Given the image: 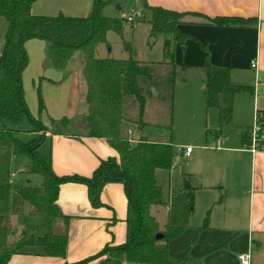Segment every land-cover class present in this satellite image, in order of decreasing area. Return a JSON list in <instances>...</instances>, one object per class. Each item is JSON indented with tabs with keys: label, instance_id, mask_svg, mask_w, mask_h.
<instances>
[{
	"label": "trees",
	"instance_id": "16d2710c",
	"mask_svg": "<svg viewBox=\"0 0 264 264\" xmlns=\"http://www.w3.org/2000/svg\"><path fill=\"white\" fill-rule=\"evenodd\" d=\"M35 1L0 0V18L7 24L0 51V264H9L16 254L33 253L28 250L38 245L37 240L41 235L45 237V242L40 244L43 250L35 254L66 257L70 217L62 212L58 199L61 186L71 182L87 185L88 198L94 208L103 206L101 196L107 184H123L128 200L125 220L128 231L125 243L106 244L90 257L64 264H90L98 259H101L99 264L189 263V257L173 258L168 245L190 227L196 205L195 189L192 186L184 187L165 202L157 172L172 170L178 152L171 143L150 141L147 138L132 140L129 137V123H136L141 130L146 128V91L161 85L158 75L164 65L171 67L173 101L177 67L174 44L187 46L190 41L198 42L201 49L208 53L205 45L181 29L187 16L202 14L151 6L147 0H94L92 12L87 17L64 14L39 16L32 13ZM127 2L140 3L145 13H151L149 23L153 35L172 36L164 43L165 62L149 63L134 59L132 46L128 42L125 43V48L131 54L128 59H100L96 56V48L100 43L107 42L108 32L115 31L123 35L128 21V17L104 16V8L108 5L122 6ZM202 17L210 24L224 27H246L255 22V19L243 17ZM143 20L144 17H137L131 23ZM32 39L43 40L48 44V59L58 71L66 70L78 51L83 55L86 84L84 102L89 126L87 136L107 140L118 153L117 157L102 160L91 177L58 175L53 169L52 136L61 134V130L51 131L41 120L45 102L40 87V115L33 114L23 84V74L30 62L26 44ZM204 60L202 69L206 77L207 106L218 108L220 112V129L215 130L219 138L223 133L222 127L233 126L234 97L239 93L251 92L252 89L233 84L231 69L213 66L208 54ZM129 101L139 106V119L136 121L126 114V103ZM258 117L264 124V111H259ZM68 123L66 117L61 120L64 127ZM250 131L251 128L243 130L241 146L250 145ZM19 154L29 158L30 174L42 176L40 186H20L13 180V164ZM161 205L168 207L164 226L152 212L154 207ZM210 213L211 210L204 218L203 228H209ZM26 214L42 218L41 225L27 224L20 237L11 241L14 232L12 218ZM59 220L64 224L63 234L55 232ZM157 235H162V238L158 239Z\"/></svg>",
	"mask_w": 264,
	"mask_h": 264
},
{
	"label": "crops",
	"instance_id": "0c3cea01",
	"mask_svg": "<svg viewBox=\"0 0 264 264\" xmlns=\"http://www.w3.org/2000/svg\"><path fill=\"white\" fill-rule=\"evenodd\" d=\"M93 1L36 0L32 13L39 16L64 14L87 17L92 12ZM147 1L151 6L200 13L204 17L255 19L246 27H224L210 24L202 16L189 15L181 25L182 30L192 34L208 49L207 53L198 42V47L194 41L188 42L183 50L186 54L191 50V57L188 56L190 62H186L185 66L202 67L208 54L213 66L231 69L233 84L249 86L252 91L234 97L233 127L238 129L236 134L215 136L211 144L201 146L196 154L192 150L189 158L194 157L198 165L190 171L193 176L189 178V185L196 193L195 210L201 203V220L193 222V215L190 227L169 243L168 250L173 258H191L186 264H241L238 256L242 252H249V264H264V154L241 146L243 130L251 128L258 112L264 111V0ZM6 29V22L0 18V51ZM26 47L30 62L23 74L24 88L28 91L27 86L31 88V83L36 86L39 80L46 104L41 120L51 131L61 130V134L52 136L53 169L58 175L91 177L102 160L117 157L118 153L107 140L87 136L86 105L81 109L83 133L65 132L56 128L55 124L66 117L68 126H72L80 112L84 97L80 87V68L83 73L84 62L80 64L77 61L72 66L77 58L75 54L68 68L58 71L50 64L45 41L32 39ZM253 60L257 62L256 67H252ZM234 79L240 82H234ZM31 91L34 106L30 105V108L36 116L37 95L35 90ZM129 137L134 141L140 139L132 130ZM14 174L13 180L16 181L17 174ZM101 199L103 206L94 208L89 201L86 184H63L58 204L62 212L70 217L66 257L16 254L9 264L73 263L96 254L106 244L125 243L128 200L124 185L107 184ZM209 210V228H203ZM100 262L101 259H98L90 264Z\"/></svg>",
	"mask_w": 264,
	"mask_h": 264
},
{
	"label": "rangeland",
	"instance_id": "374dc122",
	"mask_svg": "<svg viewBox=\"0 0 264 264\" xmlns=\"http://www.w3.org/2000/svg\"><path fill=\"white\" fill-rule=\"evenodd\" d=\"M138 3V2H137ZM121 8H123L121 10ZM103 15L107 17H116L127 19L132 15L134 19L144 17L141 22L131 23L128 20L125 23L123 35L115 31H109L107 34V42L100 43L96 48V56L100 59H128L130 52L125 48V43L128 42L132 46L133 58L143 62L161 63L165 62L164 43L167 38L163 34H152V26L149 23L151 13L142 10L140 3L137 5L133 2H127L122 6L108 5L104 8ZM4 38V37H3ZM4 43V42H3ZM196 46L197 43L193 42ZM184 45L174 44L173 51L175 53L176 67V82L174 85L173 101L171 99V82L170 71L171 67L164 65L159 70V80L161 85L151 87L146 91V110L144 120L147 126L141 130L136 123H129L135 137L140 138L144 133H147L149 140L157 142L171 143L174 145L178 155L175 160L172 170H159L157 172L158 183L163 188L164 201L167 202L172 194H175L179 189L189 185V178L193 176L190 171L197 168L198 163L193 158L185 155L184 149L192 147L196 154L201 146L211 144L214 140L215 130L220 129V112L218 108H208L206 101V85L205 72L202 67L189 65L183 67L186 62H190L191 50L189 54L183 50ZM198 47V46H197ZM78 55V56H77ZM75 60L71 65H75L77 61L83 63V55L80 51L76 53ZM234 82H240L234 79ZM24 84V83H23ZM25 87V86H24ZM39 80L37 85L31 83V88L27 86L25 90L26 99L31 107L34 106L32 91H36V116H39ZM80 87L85 93V79L80 68ZM156 89L157 94L152 90ZM25 89V88H24ZM41 90V87H40ZM246 93V92H245ZM44 99V98H43ZM85 97H83L82 107L80 112L74 119L72 126H62L61 120L56 124V128L62 129L65 132H76L78 134L84 132L83 127V112L81 109L85 107ZM45 102V100H44ZM46 105V104H45ZM138 104L133 101L126 103V114L135 121L139 119ZM31 109V108H30ZM32 111V110H31ZM43 113V112H42ZM34 114V113H33ZM233 124V123H232ZM211 132H207V130ZM236 128L222 127V136L237 133ZM29 158L24 154L16 156L13 164V171L17 174L15 183L20 186H40L43 182L42 176L30 174L28 170ZM14 179V176H13ZM201 203L194 211L193 222L201 220L200 214ZM159 210V211H157ZM160 224L164 226L167 221L166 206H156L152 210ZM14 232L10 238L11 241L17 240L27 224L41 225L42 218L33 215H23L21 217L14 216L12 218ZM55 232L58 234L64 233V224L61 220L56 223ZM38 245L30 248L28 251L39 253L43 250L40 245L45 242L43 235L38 237Z\"/></svg>",
	"mask_w": 264,
	"mask_h": 264
},
{
	"label": "built area",
	"instance_id": "2783aa9c",
	"mask_svg": "<svg viewBox=\"0 0 264 264\" xmlns=\"http://www.w3.org/2000/svg\"><path fill=\"white\" fill-rule=\"evenodd\" d=\"M133 16L130 15L128 16V20H132ZM252 67L257 66L256 60H253L252 62ZM258 115L255 116L254 123L251 127L250 131V137H251V142L250 145L247 146L248 149H250L252 152H261L264 154V124H262L258 120ZM131 133V130H130ZM193 148L192 147H186L185 149V155L189 157L192 153ZM15 174H13L14 176ZM239 261L241 264H249L250 263V254L249 252H242L238 256Z\"/></svg>",
	"mask_w": 264,
	"mask_h": 264
},
{
	"label": "water",
	"instance_id": "95a60500",
	"mask_svg": "<svg viewBox=\"0 0 264 264\" xmlns=\"http://www.w3.org/2000/svg\"><path fill=\"white\" fill-rule=\"evenodd\" d=\"M152 90L157 94V91H156L155 88H153ZM147 136H148L147 133H144V134L142 135V138H147ZM188 186H190V185H188ZM157 238H158V239L162 238V235H157Z\"/></svg>",
	"mask_w": 264,
	"mask_h": 264
}]
</instances>
